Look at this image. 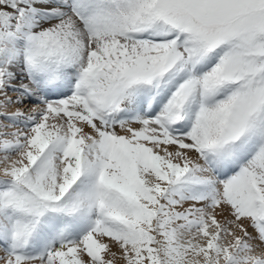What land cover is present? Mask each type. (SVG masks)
<instances>
[{
  "label": "snow or ice",
  "instance_id": "1",
  "mask_svg": "<svg viewBox=\"0 0 264 264\" xmlns=\"http://www.w3.org/2000/svg\"><path fill=\"white\" fill-rule=\"evenodd\" d=\"M117 260L264 264V0H0V264Z\"/></svg>",
  "mask_w": 264,
  "mask_h": 264
},
{
  "label": "bare ground",
  "instance_id": "2",
  "mask_svg": "<svg viewBox=\"0 0 264 264\" xmlns=\"http://www.w3.org/2000/svg\"><path fill=\"white\" fill-rule=\"evenodd\" d=\"M9 94H10V95H12V96H13V98L15 97V94H14V93H9ZM116 264H123V262H122V261H120V260H117Z\"/></svg>",
  "mask_w": 264,
  "mask_h": 264
}]
</instances>
